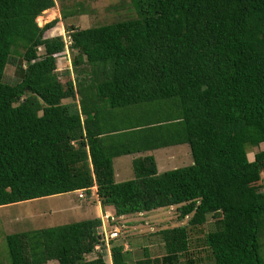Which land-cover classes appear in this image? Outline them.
<instances>
[{
	"label": "trees",
	"instance_id": "trees-1",
	"mask_svg": "<svg viewBox=\"0 0 264 264\" xmlns=\"http://www.w3.org/2000/svg\"><path fill=\"white\" fill-rule=\"evenodd\" d=\"M129 3L130 19L46 38L58 19H36L57 0H0V207L67 193L118 218L177 206L187 224L133 264H264V0ZM181 145L192 163L159 172L151 153ZM125 156L133 178L117 182ZM102 226L8 234L9 264H127Z\"/></svg>",
	"mask_w": 264,
	"mask_h": 264
},
{
	"label": "rangeland",
	"instance_id": "rangeland-1",
	"mask_svg": "<svg viewBox=\"0 0 264 264\" xmlns=\"http://www.w3.org/2000/svg\"><path fill=\"white\" fill-rule=\"evenodd\" d=\"M129 0H57L56 6L48 10V15L43 14L41 17L44 22L36 23L43 27L49 22L58 19L54 28L49 30L45 37L65 36L69 27L75 29H86L99 25L110 24L117 21L130 19L134 12L130 10ZM67 18L61 19L63 16ZM49 18V19H48ZM69 45V40H67ZM72 54L65 50L57 59V71L64 74L66 70L72 71ZM7 76L11 77L14 72L11 66L7 67ZM71 74V73H70ZM71 77L72 74H71ZM70 103V101H65ZM264 149L261 145L259 150ZM258 149L248 152L250 160ZM156 159L159 172H164L176 168L188 166L192 163L190 149L188 145H181L152 152ZM132 157H120L115 159L114 168L116 181L122 182L133 178L131 168ZM106 214L114 217L112 220L105 219ZM177 206L157 209L143 214L128 215L121 218L115 217L113 210L102 208L97 202L96 196L91 195L89 198H78L77 193H67L54 197L36 199L32 201L21 202L12 205L0 207V264H9V253L5 236L12 233H20L29 230L43 229L66 225L69 223L81 222L91 218H100L102 221L103 233L107 238L112 233L114 227L119 232L115 239L110 243L123 244L127 252V264H133V253L140 247H147L154 256L164 254V248L158 232L164 229L184 226L188 219L180 220ZM214 219L207 217V223L198 227L195 233L190 234L194 241L201 239L208 231L213 228ZM141 254L136 255L140 257ZM97 253L85 257L86 260L95 259ZM104 260L109 263L106 256ZM57 264L56 262H50Z\"/></svg>",
	"mask_w": 264,
	"mask_h": 264
},
{
	"label": "built area",
	"instance_id": "built-area-1",
	"mask_svg": "<svg viewBox=\"0 0 264 264\" xmlns=\"http://www.w3.org/2000/svg\"><path fill=\"white\" fill-rule=\"evenodd\" d=\"M79 197L82 198L83 197V194L82 193H79ZM105 219L108 221V220H112L114 218L111 217L110 215H105ZM113 230L114 231L109 234V237L110 238H108V239H115L118 236L119 230L117 228H114Z\"/></svg>",
	"mask_w": 264,
	"mask_h": 264
},
{
	"label": "bare ground",
	"instance_id": "bare-ground-1",
	"mask_svg": "<svg viewBox=\"0 0 264 264\" xmlns=\"http://www.w3.org/2000/svg\"><path fill=\"white\" fill-rule=\"evenodd\" d=\"M51 10V9H50ZM50 12L48 11V10H46V11H44V13L43 14H46V15H48ZM51 14V13H50ZM50 17H52V14L50 15ZM45 19V18H44ZM44 19L41 17V16H39L38 18H37V21L38 22H44ZM49 19V18H48Z\"/></svg>",
	"mask_w": 264,
	"mask_h": 264
},
{
	"label": "clouds",
	"instance_id": "clouds-1",
	"mask_svg": "<svg viewBox=\"0 0 264 264\" xmlns=\"http://www.w3.org/2000/svg\"><path fill=\"white\" fill-rule=\"evenodd\" d=\"M105 215H110V214H105ZM111 216V215H110ZM112 217V216H111ZM114 228H117V227H114ZM118 229V228H117Z\"/></svg>",
	"mask_w": 264,
	"mask_h": 264
},
{
	"label": "crops",
	"instance_id": "crops-1",
	"mask_svg": "<svg viewBox=\"0 0 264 264\" xmlns=\"http://www.w3.org/2000/svg\"><path fill=\"white\" fill-rule=\"evenodd\" d=\"M53 263V262H52Z\"/></svg>",
	"mask_w": 264,
	"mask_h": 264
}]
</instances>
